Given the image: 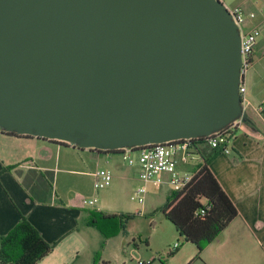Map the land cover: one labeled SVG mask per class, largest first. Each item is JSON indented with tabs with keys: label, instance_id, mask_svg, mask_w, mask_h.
<instances>
[{
	"label": "water",
	"instance_id": "obj_1",
	"mask_svg": "<svg viewBox=\"0 0 264 264\" xmlns=\"http://www.w3.org/2000/svg\"><path fill=\"white\" fill-rule=\"evenodd\" d=\"M218 0H0V132L117 150L201 138L241 104Z\"/></svg>",
	"mask_w": 264,
	"mask_h": 264
},
{
	"label": "crops",
	"instance_id": "obj_2",
	"mask_svg": "<svg viewBox=\"0 0 264 264\" xmlns=\"http://www.w3.org/2000/svg\"><path fill=\"white\" fill-rule=\"evenodd\" d=\"M243 9L252 11L250 7ZM263 24L264 19H260L253 26ZM245 97L243 109L249 120L236 128L230 153L218 152L208 163L235 205L237 215L216 239L204 246L198 258L194 257L196 249L191 248L180 257V264H264V117L257 109L264 97L255 98L246 87ZM2 133L0 236L24 216L47 243L54 244L36 264H109L110 257L89 240L95 234L90 221L96 213L125 214L129 205L107 193L100 206L94 196L96 191L112 186L116 198L126 191L131 199V191L144 186L152 192H164V203L173 191L167 173L148 181L139 178L134 149L111 152L79 148L60 140ZM201 148L205 153L213 150ZM199 161L196 155L179 161L177 172L193 174ZM96 170L111 174L110 182L99 189L93 188ZM91 197L96 198L94 203L89 202ZM170 260L164 263L161 259L156 264H171Z\"/></svg>",
	"mask_w": 264,
	"mask_h": 264
},
{
	"label": "trees",
	"instance_id": "obj_3",
	"mask_svg": "<svg viewBox=\"0 0 264 264\" xmlns=\"http://www.w3.org/2000/svg\"><path fill=\"white\" fill-rule=\"evenodd\" d=\"M200 143L203 148L208 147L201 139ZM199 152L200 161L191 179L182 189L173 190L161 207L162 213L174 225L178 234L186 242L194 244L197 258L204 246L216 239L237 215L235 205L208 167L212 156L220 151L213 149L205 153L201 148ZM129 216V213H96L90 223L98 226L101 233L109 238L124 229ZM144 242L147 244L146 239ZM53 246L54 244L47 243L38 230L21 216L8 233L0 236V264H36Z\"/></svg>",
	"mask_w": 264,
	"mask_h": 264
},
{
	"label": "rangeland",
	"instance_id": "obj_4",
	"mask_svg": "<svg viewBox=\"0 0 264 264\" xmlns=\"http://www.w3.org/2000/svg\"><path fill=\"white\" fill-rule=\"evenodd\" d=\"M225 2L227 4H239L246 9L250 7L249 10L255 13V17L247 18L245 21L243 25L245 30L253 26L257 20L263 19L264 0H225ZM247 12L251 11L247 10ZM260 30L261 33L253 54V65L248 68L244 75L247 93L255 95L257 99L264 97V24L260 25ZM137 153L138 151H135L134 155L137 156ZM137 188L138 186L131 191V199L128 198L126 191L119 198H116L112 186L95 192L94 196L98 198L100 206L107 198V193L122 204L128 203V209H124V211L130 216L124 229L109 238L101 233L98 226L91 225L94 227L92 229L95 234L90 237V242L95 243L100 252L110 257L109 264H137L136 258L146 260L156 255L159 256V259H155L152 264L160 262L161 259L165 260L164 263H166L168 258H171V264H180V257L184 256L188 249H196L194 244L186 242L162 213L161 206L165 204L166 200L164 192L160 189L156 192L146 190L144 202L140 204L135 196ZM147 209L150 210L147 211ZM145 239L148 245L145 244ZM177 241L180 243L178 250H170V246Z\"/></svg>",
	"mask_w": 264,
	"mask_h": 264
},
{
	"label": "built area",
	"instance_id": "obj_5",
	"mask_svg": "<svg viewBox=\"0 0 264 264\" xmlns=\"http://www.w3.org/2000/svg\"><path fill=\"white\" fill-rule=\"evenodd\" d=\"M218 1L222 3L224 8L227 10L239 31L241 58L240 75L242 79L239 84V94L241 97L242 107L244 108L247 99L245 97V85L243 83V78L248 68L252 64L254 47L257 43V39L261 33V30L259 25L251 26L247 30H245L243 27L247 18L252 19L255 16L254 12H247L242 6L238 4H227L225 0ZM257 109L264 117V100L259 104ZM243 123V120L238 118L233 120L226 127L216 132H212L205 137L179 138L163 143H151L127 149H134L138 151V176L141 180L148 181L161 173H167L170 175L168 181L173 187V190L178 191L187 184L193 175L188 172L180 175L176 169L178 162L193 159L195 158V155L200 159V139L202 142H205L209 148L218 149L223 153H230V143L235 134L236 128L242 127ZM93 175L95 177L93 181L94 189L102 188L103 186L107 185L111 179V174L109 171L96 170ZM145 192L146 188L144 186L138 187L135 191V196L138 203L142 204L144 202ZM95 201L96 198H92L89 202L94 203ZM179 246V241L174 242L170 246V250H176ZM155 258L157 257L154 256L146 260L137 258L136 262L137 264H152Z\"/></svg>",
	"mask_w": 264,
	"mask_h": 264
}]
</instances>
